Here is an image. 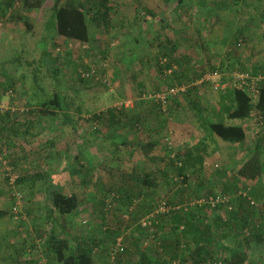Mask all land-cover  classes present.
<instances>
[{
	"label": "rangeland",
	"instance_id": "rangeland-1",
	"mask_svg": "<svg viewBox=\"0 0 264 264\" xmlns=\"http://www.w3.org/2000/svg\"><path fill=\"white\" fill-rule=\"evenodd\" d=\"M55 1L44 0L40 8L28 11L16 0L0 19V100L9 103L18 99L15 107L18 117L32 114L25 111L30 105L33 108L52 99L54 94L63 95L69 114L66 120L60 112V119L49 117L46 124L40 123V130L46 126L41 130L44 135L45 131L52 135L51 147L39 149L35 144L42 138H35L24 146L25 153L12 154L5 149L0 154V264H58L56 255L47 254L42 245L31 239V231L36 228L57 231L61 228L60 217L43 218L39 210L44 202L42 195L33 194L35 187L27 183L8 188L4 180L5 165L15 163L17 173L23 174L20 167L30 163L29 171L35 172L32 169L41 167L47 160V150L53 157L47 164L49 170L55 172L60 166V172L53 174V183L49 181L51 187L77 192L81 200L80 207L64 218L72 220L73 229H89L95 239L104 235L105 247L109 248L113 241L111 234L99 228L105 225L112 232L121 233L119 240L125 241L128 249L137 244L141 251L151 253L157 249L158 242L151 232H146V237L137 232L133 239L123 234L127 230L126 221L132 222V213H136L133 224L136 225L146 216L148 204L157 206L162 200L186 204L184 199L188 194L197 191L198 198L208 188L216 194V173L229 172L236 166L237 150L205 136L188 96L177 94L164 107L156 97L169 87L195 88L191 96L200 100L203 123H232L220 109V94L237 83L242 66L251 71L254 65L264 62V0H225L227 4L220 3L221 0H182L181 4L179 0H109L107 24L101 21L97 24L94 20L89 7L96 0H83L90 34V42L86 44L55 33L52 17ZM240 29L245 41L232 49L230 43ZM175 38L178 46L172 57L181 59L183 64L173 65V72L165 75L159 70L160 64L168 59L169 48L165 43ZM231 49L233 53L229 54ZM182 66L184 70L180 72ZM91 69L96 70L97 78L88 76L82 80L80 75ZM4 86L9 88L3 91ZM111 113L116 116L112 117ZM130 116H141L140 122H134ZM254 120L251 117L244 123L253 133H248V144L260 138ZM149 134L152 141L160 143L155 151L158 161L144 160L137 151ZM204 137L205 149L198 152L204 159L202 175L188 172L187 181H183L177 175L176 163L188 150L193 152V147ZM18 138L23 143V137ZM76 155H79L77 159ZM143 167L146 172L162 173L158 175L160 182L154 189V197L144 200L137 188L131 189L132 179ZM89 175L93 183H81ZM202 180L207 189L199 186ZM45 181L48 182V177ZM40 188L50 190L44 181ZM15 190L24 195L16 214L11 212V192ZM105 192L106 197L109 192L119 195L117 200L113 199L107 221L100 219ZM260 193L264 197L263 184ZM132 198L135 201L130 206ZM262 201L255 202L258 206ZM255 245L250 244L251 256L255 264H264V247ZM71 246L75 247V243ZM105 247H99L97 253L107 251ZM103 253L100 258L104 257ZM137 256L130 260H137Z\"/></svg>",
	"mask_w": 264,
	"mask_h": 264
},
{
	"label": "trees",
	"instance_id": "trees-1",
	"mask_svg": "<svg viewBox=\"0 0 264 264\" xmlns=\"http://www.w3.org/2000/svg\"><path fill=\"white\" fill-rule=\"evenodd\" d=\"M15 1L0 0V19L4 18L7 11L13 8ZM43 1L19 0V3L23 9L32 11L40 8ZM224 1L221 0L219 2L227 4V1ZM181 2L182 0H179L178 4H181ZM221 8L226 9L223 5ZM89 9L94 13V20L97 24L100 21L104 24L108 23L111 10L109 0L93 1V5ZM52 17L55 23L54 31L58 36L79 42V44L90 42L86 7L83 4V0H56L53 4ZM23 23L24 26L29 28L26 21H23ZM241 31V29L238 30L234 35L233 42L230 43L232 49L241 46L243 41H245V38H242L244 36ZM226 38L224 41L228 39ZM165 44L169 48L168 50L166 49L168 51V59H165L164 63L160 64L159 70L161 73L163 72L167 75V70L173 68V65H182L183 62L179 58L172 57V54H174L178 46V41L167 40ZM232 49L229 54L233 53ZM183 70V66L180 67V72H183ZM240 72L249 77V79H246L245 85L238 88L233 81L234 85L226 87L220 94V109L226 118L232 122L228 125L222 121H207L203 123L200 100L197 97L194 98L191 96L195 92V88L181 93L191 98L189 102L190 107L195 110V115L200 120V128L203 129L205 136L212 142L220 141L234 146L237 149L235 151L236 166L229 172L224 170L217 171L215 182L218 190H216V194L212 193L209 188L207 189L205 180H202L199 182V186L207 189L203 192L205 194L202 196L198 195V198L195 196L197 191L188 194L184 199L187 200L186 204L179 203V205L170 200H162L157 206L152 207L148 204L146 207L149 208L144 207V209L146 208L144 211L146 216L143 217L147 222H150V225L147 227H142L143 219L138 220L136 225H133L134 215L136 213H132V222H128V224L126 221L127 226L125 228L127 230L123 233L125 238H128L126 236L128 234L129 237L134 238V234H137V232H142L146 237V232H151L152 237H156L155 240H158L155 243V246L157 244L156 250H153L151 253L144 250L141 251L137 244H133V249H128L125 241L122 240L120 241V246L117 247V240L121 233H114L108 227H104L105 225H101L99 228L101 232L111 234L113 241L109 248L105 247L104 240L106 237L104 235L92 241L80 239L76 243L73 242V239L70 238L68 233V231H71L70 229H73L72 220H65L64 218L80 207L81 200L75 194L66 195L59 188L52 189L49 186L50 190H46V198L51 202L54 210L58 214L57 218L60 217V225L64 223L68 231L63 237H61L62 232H60V236L55 235L53 232H38L37 236L43 238L44 252L56 255L58 264H94V259L96 260L95 264H172L174 261H178L181 264H213L214 262L216 264H255L251 256L253 249L250 247V244L254 242L256 247H264V204L257 206L255 202L256 200L259 201L264 198L263 194H258L264 172V144L262 143V141L264 142V78L255 86L258 91V99L255 102H253L252 95L250 94V82L251 78L258 75L264 77V62L262 65H254L251 71H247L242 66ZM80 77L82 80L86 79L82 75ZM9 87L13 88L12 85ZM9 87L4 86L1 88L3 91H6ZM67 107L64 96L54 94L52 99L33 108L30 105V109L25 111L34 112L35 114L38 113V115H53L60 111L66 120L69 118ZM9 112L15 113V110L12 111L10 107L4 113H0V124L2 119H7ZM111 116L114 117L116 115L111 113ZM137 117L130 116L129 118L134 122H140V118L138 119ZM251 117L262 123V129L257 134L258 138H260L255 143L248 144V133L244 123L249 121ZM138 125L136 124V127ZM14 128L15 126L10 129L11 133L14 132ZM3 129L4 127L0 126V154L5 149L7 150L4 141L7 140L6 137L8 135L7 131H5L6 129ZM18 135L19 133L15 132L13 136L18 139ZM150 135L147 137L148 139L146 138L142 146H138L139 149L137 151L140 152L144 160L154 162L159 159H156L155 151L160 146V143L156 140L152 141ZM1 138L6 139L1 141ZM204 140L205 137L200 139L198 144L193 147V152L188 150L184 158H179L181 161L176 163L179 165L176 167L177 175L182 176L183 181H187L186 173L188 172L192 175H202L201 170L204 159L198 152L200 149H205ZM169 161L173 164L171 159ZM16 167L17 165L15 163L4 166V180L8 188L14 187L15 189L19 185H25L30 177H32V180L40 179V173L23 177L17 173ZM9 172L17 176V179L13 183H11V178L8 175ZM160 174L162 176L160 171L155 172V170L154 172H146L143 167L142 171L132 179L134 186L131 189L134 190L137 188L143 200L145 197L153 196L155 194L154 189L159 186L160 181L158 180V175ZM163 178H165L164 174ZM257 186H260V188L256 189ZM29 192L31 194L33 193L32 188ZM242 193L246 195L243 196ZM16 195L21 194L16 192V190L15 192H11L12 206H14ZM104 195L105 203L103 202L101 204L102 211L100 213V219L107 221L115 202L113 199L117 200L119 195L114 192H109L108 197H106V192ZM127 195H131V193H127ZM209 196L220 199L225 198L227 200L216 203L214 207L208 203L191 206V203L195 200L200 198L206 199ZM121 197L122 195L120 194ZM22 199H24V195ZM133 201H135V198L129 201L130 206ZM162 204L169 208L167 213L158 212ZM11 212L14 213L13 210ZM125 215L123 214L122 216L125 217ZM73 243H75V247L71 246ZM102 245L107 251L104 253L103 251H99L100 253H97V249L102 247ZM102 253L104 257L100 258V254ZM132 256H137V260L132 259L133 261H131L130 257Z\"/></svg>",
	"mask_w": 264,
	"mask_h": 264
},
{
	"label": "crops",
	"instance_id": "crops-1",
	"mask_svg": "<svg viewBox=\"0 0 264 264\" xmlns=\"http://www.w3.org/2000/svg\"><path fill=\"white\" fill-rule=\"evenodd\" d=\"M176 39L177 38H175V40ZM3 99H5V98H3ZM18 104H19L18 99H13V101H11V100L9 101V105H12L11 106L12 111H14L16 109L15 107H17ZM27 115L28 116H18L17 117V115L15 113L13 114V113L9 112V114L7 116V119H2V122L0 124L1 127H4L3 130L6 129L5 131H7V135H8L7 137L5 136L7 138V140L4 141V145H5V147H7V151H9L12 154L19 153V152L25 153L26 151L24 150V146H27V144L30 141L34 140L35 138L36 139H38V138L41 139L42 138L40 140L41 144L38 141L35 144L36 147L37 146L39 147V149L40 148L42 149L45 146L46 147H49V146L51 147L52 144L54 143L53 138H51L52 135L48 134V131H45L46 132L45 135L41 131L46 126H44V128L40 130L39 125L42 122H45V124H46V122H47L46 120H49V117H54V118H59L60 119V111L55 113V114H53V115H49V114H47V115L46 114L38 115V113L35 114L34 112H32V114H27ZM63 118L65 119L64 116H63ZM137 118L139 119V118H141V116L140 117L138 116ZM228 124H230V123H227V125ZM14 126H15V128L13 129L14 132H12L13 133L12 134L10 129L12 127H14ZM15 132H18L19 135H21V137H23L22 138V140L24 139L22 141L23 143H21V141L18 142L19 138L16 139L17 137L15 138V136H13ZM247 133H249V134L251 133L250 135H253L252 131L249 130V129H247ZM19 135H18V137H19ZM6 138H1V141H3V139H6ZM13 139H14V141H13ZM121 144H123V142H121ZM88 151H89V149H88ZM22 157H24V154H22ZM46 157H47V160L41 164V167L39 166L37 169H34V168L32 169V170H35V172H32V171L30 172L29 171V170H31V167L29 166L30 163H26L24 165V167L21 166L20 170H23V174H21L23 177H29V176H31L30 174H34V173H40V179L37 178L36 180H32V177H30L29 181L27 183L30 186L35 187L34 189L36 191L33 194H35L36 196L38 194L42 195V200H43L44 204H43L42 207L40 206L41 210H39V209H37V210H39V213H42L43 218L47 219V217L48 218L49 217H54L55 219H57L56 217L58 215L56 214V211L54 210L51 202L49 204H48L49 201L47 202L46 189L44 190V189L40 188V185H42V181H44V184L46 186H51L49 184V181L52 182L53 174H58L60 172V166H57L55 168V170H56L55 172L54 171L53 172L50 171L49 167L47 166V164L49 163V161H53V157H52V153H50L49 150H47ZM75 157L77 159L79 157V155H76ZM43 159H42V161H43ZM45 163H46V165H45ZM100 168L101 169L102 168L105 169V166H101ZM262 175H264V172H263ZM43 176H45V178H43ZM47 177H48V182L45 181V180H47ZM263 180H264V176H263ZM81 183H83V184L87 183V184L91 185L90 183H93L92 180H91V176L88 177L87 180L86 179L81 180ZM262 184L264 185V181H262ZM52 185H54V184H52ZM126 186H128V185H126ZM55 188H59L60 189V186H56ZM55 188H54V186H52V189H55ZM126 189H127V187H126ZM63 193L66 194V195L75 194L79 198V195H78L77 192L70 193L68 191H64L63 190ZM262 200H263L262 204H264V198ZM60 227L61 228H58L57 231L56 230L54 231L53 228H51V229H49V228H47V229H43V228L37 229L36 228V229H34L33 232L31 231V235L33 237L31 239L35 240L36 243H39L40 245L43 246V238L37 236L38 232H41V233L53 232L57 236H60V232H62V236L61 237H63V235L67 234L68 228L66 227V225L64 223H63V225L61 224ZM70 230L71 231H68V233L70 235V238L73 239V242H75V243L77 241H79L80 239L89 240V241L95 240V238L91 237L93 232H91L89 229H85V228L76 229L75 228V229H70ZM95 261L96 260L94 259V264H95Z\"/></svg>",
	"mask_w": 264,
	"mask_h": 264
},
{
	"label": "built area",
	"instance_id": "built-area-1",
	"mask_svg": "<svg viewBox=\"0 0 264 264\" xmlns=\"http://www.w3.org/2000/svg\"><path fill=\"white\" fill-rule=\"evenodd\" d=\"M175 69V67L167 70V74H171L173 72V70ZM97 72L95 69H91L89 70L87 73H83L82 74V77L86 78L88 76H91L93 78H97ZM264 77L262 75H258L256 77H253L251 78V82H250V94L252 95V100L253 102L257 101L258 99V91L257 89L255 88V86L263 79ZM246 79H249L248 75H239L237 77V83H236V86L238 88H241L243 85H245V81ZM104 83H106L104 81ZM106 85L108 86V84L106 83ZM186 91L185 87H169L167 90H165L164 92L162 93H159L158 96L156 97L158 99V102L164 107V105L167 103V101L170 99V98H173L174 96H176L177 94H180V93H184ZM10 109V105L9 103L7 102H4L2 100H0V113H4L5 111L9 110ZM254 126L256 127L255 128V131L256 132H259L261 129H262V123L259 122L257 119L254 120ZM11 170V169H9ZM8 175L10 176L11 178V183H13L16 179H17V176L16 175H13L11 174V172L8 173ZM243 196H245L246 194L245 193H242ZM227 200V199H226ZM225 198L224 199H220V198H216V197H213V196H209L207 197L206 199L205 198H200V199H197L196 201L192 202L191 205H201V204H205V203H208L210 204L211 206H216V203H219V202H225L226 201ZM22 205V196L21 195H16L15 196V202H14V206L12 207V210L13 212L16 214L19 212V208L21 207ZM178 208V207H177ZM169 210L168 207H166L164 204H162L160 207H159V210L158 212L160 213H167ZM150 225V222H147L145 219H143L142 221V227H147ZM121 240H117V244L116 246L119 247L121 242ZM113 259V257H112ZM172 264H181L179 263L178 261H174ZM213 264H216V262H214ZM220 264V263H218Z\"/></svg>",
	"mask_w": 264,
	"mask_h": 264
}]
</instances>
